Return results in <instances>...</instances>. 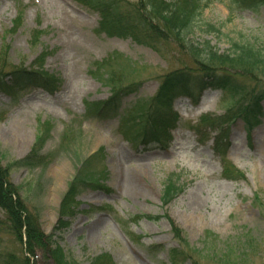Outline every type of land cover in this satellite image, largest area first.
I'll use <instances>...</instances> for the list:
<instances>
[{
    "label": "rangeland",
    "instance_id": "obj_1",
    "mask_svg": "<svg viewBox=\"0 0 264 264\" xmlns=\"http://www.w3.org/2000/svg\"><path fill=\"white\" fill-rule=\"evenodd\" d=\"M106 1L0 0V173L14 200L46 235L65 220L60 244L78 264H264V113L235 119L264 77L195 88L205 51L264 53V6L207 0L188 51L118 36ZM165 109L180 116L166 135ZM169 181L182 192L165 205ZM36 251L0 208V264H57Z\"/></svg>",
    "mask_w": 264,
    "mask_h": 264
},
{
    "label": "trees",
    "instance_id": "obj_2",
    "mask_svg": "<svg viewBox=\"0 0 264 264\" xmlns=\"http://www.w3.org/2000/svg\"><path fill=\"white\" fill-rule=\"evenodd\" d=\"M91 0H78V2L87 8L90 7ZM107 0V3H102L101 7H98V12L103 14V19H107L112 23L115 22V27H117L116 32L120 37H126L133 39L136 44L147 45L149 47H156L157 44L165 40V42L175 43L177 47L182 50H191L190 36L193 32L194 23L200 17L204 9L208 6L207 0H136L135 2H130L127 0ZM250 4L255 3L252 8H260L264 6V0H247ZM245 1V2H247ZM236 2V0H233ZM125 5V9L122 11L120 8ZM239 4V3H238ZM93 8V7H91ZM114 10V11H113ZM113 11V12H112ZM126 24V25H125ZM120 26V27H119ZM119 27V28H118ZM117 36V37H118ZM209 43V42H207ZM234 51L228 54H218L212 49L205 51L208 60L204 64V70H198L196 75L206 76V80L196 83L195 88L199 90H205L208 88L212 89H227L233 88L230 83L234 76H248L253 77H264V53L263 50L257 49L252 44H234ZM219 68H229L235 73L224 75H216ZM39 75H43L38 72ZM44 76V75H43ZM173 84L168 83V86ZM231 84V86H229ZM52 86V84H50ZM188 84L184 85L183 92L188 95L195 96L191 93ZM174 93H170L165 96L168 100L169 105L170 99L174 96ZM253 102L251 109L248 108L242 110L235 118H241L242 116H251L253 113H264V93L258 94L255 92L252 96ZM165 100V101H166ZM165 105V104H164ZM164 115L161 117L160 123L156 127L160 129L161 132H167L171 129L177 128V123L179 121V115L175 114L169 116L171 110L165 109ZM217 118L214 116H209L203 118L204 124H214ZM217 128V126H212ZM2 179L0 180V208L3 209L5 214H7L14 224L15 232L25 240L26 251L29 255H35L39 251H44L48 257L53 258L57 264H78L76 261L67 259L64 247L60 244L62 240V234L64 228L68 227L65 220L55 226L54 231L51 235H46L42 229H40L39 221L34 215L28 214L27 208L23 206L20 200L15 201L14 197L17 193V187L13 186L11 181H8V177L0 173ZM7 178V179H6ZM10 180V179H9ZM182 188H176L175 182L169 181L168 185L165 187V194L163 196V201L165 205H169L172 198L176 197ZM2 190L4 191L2 193ZM6 190V191H5ZM71 194L66 198L63 203V208H65L68 201L71 199ZM6 201V204L3 203ZM71 201V200H70ZM72 207V206H71ZM74 208H71V212L66 210L68 215H72ZM66 213V212H64ZM38 216V215H37ZM146 219H155L153 216H140ZM172 227L175 229L177 226L171 220L169 221ZM179 233V232H177ZM181 234V233H180ZM101 260V261H100ZM92 264H114L112 258L107 256L104 260L96 259V262Z\"/></svg>",
    "mask_w": 264,
    "mask_h": 264
}]
</instances>
